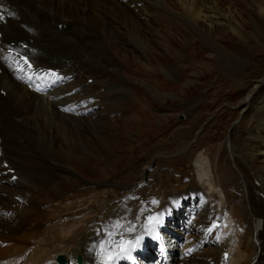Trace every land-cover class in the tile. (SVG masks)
I'll list each match as a JSON object with an SVG mask.
<instances>
[{
    "label": "bare ground",
    "instance_id": "bare-ground-1",
    "mask_svg": "<svg viewBox=\"0 0 264 264\" xmlns=\"http://www.w3.org/2000/svg\"><path fill=\"white\" fill-rule=\"evenodd\" d=\"M174 1L192 25L199 23L200 32L208 37L215 30L213 24L225 28L227 23L228 31L241 40L246 34L234 19L238 14L233 6L216 0ZM170 3L172 0H0V90L6 92L5 97L0 94V264H54L59 254L66 264H76L77 254L84 257L82 264H145L141 256L149 260V250L155 246L162 255L158 264H169L175 253L195 255L202 247L212 245L207 236L216 231L212 226L215 220L222 221L219 230L225 231L214 244L219 246L221 259L207 264H223V251L229 243H233L227 260H233L231 264H264V189L251 187L252 182L264 186V171L256 164L257 158L264 159V93L260 92V84L242 102L243 110L257 102L263 104L254 109L255 125L247 131L248 139L240 140L233 128L227 140H214L203 153L191 156L195 184H184L181 176L177 188L183 194L170 191L155 205L135 204L132 199L137 197L136 189L146 182L143 167L135 160L128 163L125 176L138 169L144 176L123 193L115 194L117 190H113L110 195L95 183L99 174L102 177L99 169L108 160L113 145L112 132L107 131L113 125L109 124L111 120L97 118L96 105L90 107L86 97L105 87L109 91L94 103H117L134 115L146 114L127 88L125 75H145L149 71L144 72L141 52L153 48V34L165 32L163 27L151 24L155 17L173 15L167 11L173 9ZM161 4L163 15H158V10L151 7ZM59 24L64 27L58 28ZM15 41L29 44L23 51L35 65L60 67L64 76L51 78L46 73L22 69L19 61L1 50L12 48ZM218 49L221 57L228 52L223 47ZM228 56L226 53L224 59L230 70L239 71L243 59L232 53ZM174 66L166 70L168 75H176L181 68ZM83 77L80 86L77 82ZM88 78L93 81L87 85ZM154 91L162 97L156 88ZM53 96L58 97L56 101ZM109 96H113V102L108 103ZM109 109L100 108L106 113ZM142 118L140 124L145 121ZM133 126L139 128L138 123ZM215 144H219V151H225L219 154L218 162L211 155ZM225 153L230 169L223 165ZM3 160L15 169L16 180L1 165ZM233 166L241 182L236 191L229 182L231 189L230 185L225 187V171L233 174ZM72 177L85 184L72 185L74 191L70 192L63 180ZM198 185L214 198L219 195L218 212L217 207L213 210L205 206L196 191ZM188 199L192 208L186 210L183 205ZM180 212L186 216L178 223ZM153 217L154 226L149 227L146 222ZM192 217L199 218L193 222L199 228L194 241L184 229V223L190 226L188 220ZM121 244L127 245L126 255L117 251ZM109 253L116 255L112 263L104 261Z\"/></svg>",
    "mask_w": 264,
    "mask_h": 264
},
{
    "label": "rangeland",
    "instance_id": "rangeland-1",
    "mask_svg": "<svg viewBox=\"0 0 264 264\" xmlns=\"http://www.w3.org/2000/svg\"><path fill=\"white\" fill-rule=\"evenodd\" d=\"M216 1L224 6L235 8L238 16H234V19L243 26L244 33H246L242 40L228 31L227 23L225 28L213 24L215 30L211 37L201 33L198 28L200 27L199 23L195 25L197 28L193 26L191 20L187 18L188 15L185 13L184 16L180 6L174 0L170 3L173 5L171 6L173 9H167L173 15L166 14V18L163 16V19L157 17L153 19L151 25L159 27L158 29L163 27L165 32L158 31L153 34L155 43L153 48L141 52V59L145 64L142 66L144 72L149 70L145 74L147 76L144 74L125 75L127 88L132 92L131 95L140 102L139 105L146 114L139 115L137 113L134 115L127 109L124 110L126 106L124 109L119 108L117 103H114V106L108 105L104 101L94 103L101 94L109 91L105 87L100 88L99 91L103 90L98 91L99 93L97 92L96 95L86 97L90 107L96 105L97 118L111 120L109 124L113 125V127L106 128L107 131L112 132L111 141L113 145L109 147L108 160L99 169L102 172V177L99 174L98 182L95 181L99 184L98 187L108 191L110 195L113 194V190H117L115 194L117 192L121 194L135 182L139 183L141 176H144L142 171L145 173L146 182L143 180L144 183L136 189L137 197L135 198L138 200L132 199V201H136L135 204L155 205L162 195L170 193V191L183 194V190L177 188V181L183 176L184 184H195L191 174L192 164L189 161L194 155L203 153L207 145H212L214 140H227L233 128L236 130L235 133L240 136V140L248 139L247 131L255 125L253 121L254 113L257 114L255 110L263 106L257 102L253 107L250 105V108L242 109V102L257 84H260V92L264 93V82H262L264 81V0ZM257 5L261 10L257 9ZM160 6L154 5L151 8L155 11L157 9L158 15H163L162 4ZM166 19H169V22ZM155 20L160 23H154ZM218 46L228 51L223 54V57H221ZM226 53L227 57H229L228 54L232 53L243 59L245 63L239 71L230 70L224 59ZM174 64L181 68L175 73L176 75L174 73L168 75L166 70L173 69ZM84 77L77 82L78 85L82 86ZM114 77L118 78V76ZM111 80L109 81L111 82ZM154 88L162 97L155 94ZM57 98V96H53L55 101ZM112 99L113 96H109L108 103L113 102ZM10 103L8 101L9 105ZM100 106L104 109L110 107L115 109H109L107 114L100 110ZM62 109L59 111L61 112ZM133 115L134 117H132ZM180 115L183 116L182 120H179ZM142 117L145 121L140 124L139 118ZM94 118L92 120H96ZM137 123L139 128L133 126ZM114 124L117 125V128ZM91 137L93 138V135ZM90 141L93 140L87 142ZM219 148V144L217 146L215 144L211 150V155L216 159V162H218L219 154L224 155L225 152L219 151ZM226 155L225 153L223 165L230 169L229 159ZM40 160L47 162L42 158ZM130 161H140L136 164L143 168L141 172L138 169L128 177L125 174L129 172L126 170L129 168L128 163ZM257 163L259 170L264 171V159L257 158ZM234 169L233 166L231 169L233 174L226 170L224 176L225 187L230 185L229 182L233 185V191H236V188L240 189L241 182ZM259 170L256 167V171L262 174ZM84 184L85 182L78 177L63 180V186L70 192L74 191L75 185L79 187L84 186ZM251 187L253 189L258 187L260 191L264 189V186L261 183L258 185L257 182H252ZM228 188L231 189V185ZM204 189L198 185L196 191L201 196L203 203L205 202L206 207L213 210L217 207L218 212V207H221L220 203L217 204L219 195L214 198L212 193L210 195L208 190ZM189 200L183 205L185 208L191 206ZM208 204L212 207L210 208ZM184 216L186 215L180 212L177 222L181 223ZM214 217L215 215L212 214L211 218ZM198 220V217L190 218L188 223L191 227L189 224L185 226L184 223V229H188L186 231L192 240H196L198 237L196 228H199L197 224H193L194 221ZM222 226L218 227L217 230L222 229ZM180 232L182 235L186 233L183 229ZM213 233V237H211L212 235L207 236V240L211 241L212 245L202 247L200 252L195 255L183 254V256H179L175 253L173 261L169 264H207L219 261V246H214V244L218 243L216 240L220 241L219 239L223 238L225 231L220 232L219 230L213 231ZM230 244L233 246V243H229L227 251L231 250ZM150 261L154 264L160 262L157 247H154ZM164 261L167 262V260ZM232 262L233 260L223 262V264H231Z\"/></svg>",
    "mask_w": 264,
    "mask_h": 264
},
{
    "label": "water",
    "instance_id": "water-1",
    "mask_svg": "<svg viewBox=\"0 0 264 264\" xmlns=\"http://www.w3.org/2000/svg\"><path fill=\"white\" fill-rule=\"evenodd\" d=\"M179 118L182 119L183 116L180 115ZM76 261H77L78 264H82V262H83V256L81 254H77ZM65 263H66V261H65L64 256L61 255V254L57 255V263L56 264H65Z\"/></svg>",
    "mask_w": 264,
    "mask_h": 264
},
{
    "label": "snow or ice",
    "instance_id": "snow-or-ice-1",
    "mask_svg": "<svg viewBox=\"0 0 264 264\" xmlns=\"http://www.w3.org/2000/svg\"><path fill=\"white\" fill-rule=\"evenodd\" d=\"M0 19H3V16L2 15H0ZM109 259H111V257H109Z\"/></svg>",
    "mask_w": 264,
    "mask_h": 264
}]
</instances>
